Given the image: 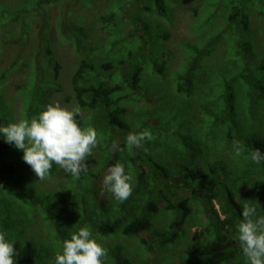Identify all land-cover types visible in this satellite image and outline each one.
<instances>
[{
  "label": "trees",
  "instance_id": "obj_1",
  "mask_svg": "<svg viewBox=\"0 0 264 264\" xmlns=\"http://www.w3.org/2000/svg\"><path fill=\"white\" fill-rule=\"evenodd\" d=\"M58 2L0 0V51L34 35L26 60L0 69V124L35 118L62 90L56 32L77 55L63 100L96 130L97 146L78 177L53 165L44 179L60 174L48 187L0 139V231L15 241L16 264H53L81 226L102 239L104 264H245L236 233L245 200L264 215V163L251 161L264 152V0H69L51 21ZM95 4L86 21L73 11ZM185 7L189 35L174 51L171 27ZM14 72L23 77L9 93ZM144 130L152 139L128 148L126 136ZM117 162L133 177L123 202L103 184ZM195 227L199 239L180 248Z\"/></svg>",
  "mask_w": 264,
  "mask_h": 264
},
{
  "label": "clouds",
  "instance_id": "obj_2",
  "mask_svg": "<svg viewBox=\"0 0 264 264\" xmlns=\"http://www.w3.org/2000/svg\"><path fill=\"white\" fill-rule=\"evenodd\" d=\"M79 108L69 109L58 103L48 104L35 118L0 124V139L22 151V160L39 180H43L53 168L71 176L86 171L85 161L97 146V132L91 127H82L76 117ZM147 131L130 132L126 136L128 148H141L151 140ZM147 151V149H144ZM236 156L241 154L238 144L233 145ZM251 161L264 163V152L254 149ZM133 177L125 171L122 163L111 165L103 178L106 189L114 199L125 201L133 190ZM243 203L240 222L236 225L237 240L245 258V264H264V215H258L251 201ZM15 241L5 231H0V264H16ZM105 249L93 237L89 227L81 226L62 243L54 256L53 264H104Z\"/></svg>",
  "mask_w": 264,
  "mask_h": 264
},
{
  "label": "rangeland",
  "instance_id": "obj_3",
  "mask_svg": "<svg viewBox=\"0 0 264 264\" xmlns=\"http://www.w3.org/2000/svg\"><path fill=\"white\" fill-rule=\"evenodd\" d=\"M12 0H8V2ZM69 0H63V3H56L53 4L52 7L49 10V16L51 18V21L57 19L60 17V15L63 14V10H64V3H67ZM101 4V2H100ZM99 5H92L88 8L86 7H82L80 5H75L73 7V11L78 13V15H82L83 16V20L86 21L88 20L90 17L93 16V14L99 9L98 6ZM77 16V15H76ZM193 19L192 14L188 11V8H180L178 11H176L175 16H174V21H173V25L171 27V32H170V39H169V44H168V48L171 50L176 51L177 49V44L185 39L188 35H189V26L190 23ZM53 52L54 55H56V57L58 58V60L61 63L60 69H61V82H62V90L59 92V94H57V97H55L54 99V103H58L60 104L62 107H66L70 109V104L67 102H64L63 100V96L65 94L70 93L69 90V79H70V74L72 73L76 60H77V55L74 54L72 52V48L65 43L64 41H62L59 37L58 34H56V32L53 35ZM30 40H26L24 44L21 45H7L4 46L1 51H0V69H3V67L9 63L11 60H13L14 58H19V59H24L26 60L28 54L31 53L33 47H34V35H30ZM259 38H260V43H261V49L264 50V32L259 34ZM135 46L134 41L132 43H128L126 44V48L128 49L129 47H133ZM220 55V53H218V56ZM174 60V58H173ZM183 68V66H181V69ZM24 71L29 72L28 69L23 68ZM170 76L169 70H167L165 77L168 78ZM23 77V74L20 72H14L12 73V75L10 76V79L7 82V85L3 88L5 89V91H8L9 93H14L15 89H14V85L16 82L20 81L21 78ZM166 88H168V85L166 84ZM61 94V95H60ZM253 124L255 125V127L257 126V121L254 120ZM24 166H26V174L31 176V177H37L35 175V173L31 170L30 166H28L26 163H24ZM60 174V173H59ZM59 174H56V176L53 179H56ZM38 178V177H37ZM53 179H43L40 180L45 186H50L53 187V183L52 181H54ZM187 234H190L191 236H188L186 238V240L183 241L182 245H179V247H183V249H187L186 245H188L189 241H197L199 238L196 237L197 235H199L200 231L197 227L195 228H188L187 230ZM43 232H41L42 234ZM94 237V236H93ZM195 237V238H193ZM96 239V238H95ZM97 242L102 246L103 241H101L102 239H96ZM136 239H126V246H127V252L135 255L136 252V243H135ZM106 242V241H105ZM162 251V250H161ZM153 257V258H152ZM155 254H151L150 259H154L155 261Z\"/></svg>",
  "mask_w": 264,
  "mask_h": 264
},
{
  "label": "bare ground",
  "instance_id": "obj_4",
  "mask_svg": "<svg viewBox=\"0 0 264 264\" xmlns=\"http://www.w3.org/2000/svg\"><path fill=\"white\" fill-rule=\"evenodd\" d=\"M75 97V96H74Z\"/></svg>",
  "mask_w": 264,
  "mask_h": 264
}]
</instances>
